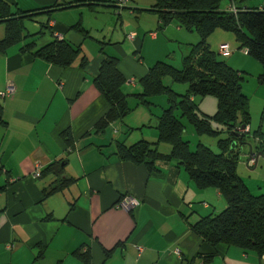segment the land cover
<instances>
[{"label": "crops", "instance_id": "1", "mask_svg": "<svg viewBox=\"0 0 264 264\" xmlns=\"http://www.w3.org/2000/svg\"><path fill=\"white\" fill-rule=\"evenodd\" d=\"M7 1L22 10H35L55 0ZM130 1L125 8L133 7L129 6ZM154 3L155 0L151 4L147 0L143 4L137 1L134 8H150ZM248 4L264 7V0ZM132 14L137 22L142 18L139 11L132 10ZM154 20L160 30L157 15ZM76 21L75 15L70 21L52 18L53 35L36 42V46L43 47L58 37L82 47L81 36L71 29ZM127 28L132 25L129 23ZM147 29L138 28L134 38L127 34L137 55L132 57L124 48V58L116 56L120 71L126 77L124 92L128 95L142 91L139 81L155 62L167 60L171 41L180 43L179 37L188 39L189 43L199 41V37L183 33L193 31L180 28L176 22L164 29V35ZM219 30L210 36L211 47L228 43L238 50L235 36L232 33L215 35ZM149 41L160 46L161 51L148 60L144 47ZM23 45V42L14 45L0 55V92L14 88L13 93L0 95L6 120V125L0 127V167L4 168L0 171V264H86L73 254L76 249L83 252L90 249L91 264H264V256L236 246L220 245L218 255L210 262L198 257V253L206 252L202 250L205 245L192 233L190 222L202 216L201 207L204 212L213 208L210 213L226 208L220 191L198 189L174 162L158 161L159 171L150 173L143 165L117 156V142L129 146L142 139L158 141L157 116L168 107L167 97L154 98L150 108L136 107L118 120L121 123L116 121L105 132L96 133L95 125L110 105L93 79L110 54L101 47L100 55L89 59L86 68L80 66L79 58L72 66L62 68L24 53ZM229 57V64L235 69L246 73L251 70L257 76L263 71L260 63L250 61L247 51L238 50ZM243 91L250 98L244 86ZM258 94L257 98L264 100L263 84L259 85ZM128 99L132 106L136 104L134 97ZM193 99L199 100L198 106L204 115H214L216 97ZM250 112L252 119L246 127L247 133L250 136L254 130L261 131L264 141V106L258 128L252 123L253 112ZM69 129L74 138L73 146L68 145L63 136ZM255 138L258 147L261 139ZM162 144H159L160 150L163 148L161 151L169 153L171 146ZM250 145V154H257L253 176L264 180L261 176L264 155ZM61 159L66 161L65 174L76 182L46 196L44 191L58 177L53 173L37 176L36 172L41 174L46 166ZM125 196L137 199L140 204L131 210L119 207ZM42 250L43 258L35 260ZM106 250L113 251L109 258Z\"/></svg>", "mask_w": 264, "mask_h": 264}, {"label": "trees", "instance_id": "2", "mask_svg": "<svg viewBox=\"0 0 264 264\" xmlns=\"http://www.w3.org/2000/svg\"><path fill=\"white\" fill-rule=\"evenodd\" d=\"M130 0H55L48 6L35 10H22L16 4L0 0V24L5 25V35L0 38V55H4L14 45L24 43L21 48L24 53H30L35 58L62 68L73 65L82 52L81 45L75 46L67 39L55 37L43 47H37L35 40H28L26 35V20L39 23L41 29L51 30L52 14L56 10H65L79 5L110 6L120 9L121 19L123 8ZM234 2L238 12L223 7L224 2ZM251 0H155L150 8L127 7L133 11L151 12L158 16L160 30L176 22L180 28L196 32L199 41L191 43L189 52L182 57V66L176 67L167 60L155 62L139 83L142 91L128 95L124 92L126 77L120 71L119 58L107 55L100 66L93 82L110 105L107 113L95 125L96 133H103L114 122L124 119L136 107L150 108L153 99L165 95L168 107L157 116L159 138L157 142L142 139L129 146L123 142L116 143V154L123 161L143 165L150 173L158 172V161L174 162L175 166L185 171L198 189L214 187L220 191L227 201V207L222 211L202 215L198 220L190 222L191 231L201 238L204 251L198 253L204 261L210 262L219 253L220 245L236 246L261 256L264 255V194H253L238 173L240 146L238 138L243 142L249 133L237 131L242 125L248 127L251 123L250 98L243 91L244 73L235 69L225 60L218 58V53L212 50L210 36L218 29L231 32L238 43L239 51H247L263 67L258 76V82L264 85V7L249 6ZM46 15L45 22L39 17ZM88 35L80 19L71 26ZM34 36V34H33ZM231 52L235 51L231 46ZM103 51V48H102ZM220 54V51H219ZM89 59L84 55L80 66L86 68ZM170 77L174 82H185L189 88L185 94L175 92L171 84L165 82ZM132 96L136 104L132 106L128 97ZM214 96L218 100V109L213 116L201 114L193 97ZM4 106L0 99V127L6 125L3 116ZM186 118L199 135L217 136L227 133L228 137L218 141L220 152H215L210 146L199 142L192 150L190 141L185 140L184 132ZM68 145H74L71 130L63 132ZM255 136L261 139L257 147L264 155V141L261 131H255ZM171 146L169 153L160 150L159 144ZM2 153H0L1 164ZM64 160H55L46 166L41 176L53 173L58 180L52 183L44 192L46 196L65 190L76 180L65 174ZM2 167V166H1ZM0 167V171L4 168ZM251 167V166H250ZM253 168V167H251ZM44 247L43 245H40ZM112 250H106L109 258ZM84 263L91 264L92 252L76 249L74 253ZM43 250L35 260L43 258ZM191 262V261H190Z\"/></svg>", "mask_w": 264, "mask_h": 264}, {"label": "rangeland", "instance_id": "3", "mask_svg": "<svg viewBox=\"0 0 264 264\" xmlns=\"http://www.w3.org/2000/svg\"><path fill=\"white\" fill-rule=\"evenodd\" d=\"M22 1H28V0H22ZM141 2L143 4L146 0H132L130 1L129 6L136 7L137 4L136 2ZM251 0L250 2H252ZM149 4L151 2H154V0H147ZM230 4V2H224L223 7H227ZM119 10L118 8L115 7H110V6H95L94 8H90L87 5H79L73 8L65 9V10H56L52 14V18L54 19H64L67 21L72 20V18L77 17V21L80 19L82 20L83 25L85 28L89 31L88 35H84L83 32L78 31L74 28L73 31H76L80 36H81V41L83 42L82 44V49L83 52L80 53L78 58L81 60L84 55L88 57V59H93L96 58L100 55L101 47H104V49L108 52L110 55L118 56L120 58H124V48L127 49V51L132 54V57L137 55V53L133 52L135 50V45L134 43H131L127 38V34H132L136 33L137 34V29H144L148 27L147 30H154L157 31L160 35H164L165 30H158L156 26V21L154 20L156 18V14H151V13H143L140 12L142 15V18L137 22L135 20V17L132 14V10L125 8L122 11V16L121 19L118 21L119 17ZM46 15H42L39 17V20L45 22L47 20ZM122 20V23H120ZM76 21V22H77ZM132 25V28H127L128 24ZM136 27V29H133ZM40 25L39 23L32 21V20H26V30L25 34L26 35H31L28 40H35L36 42H40L44 38H50L53 34L51 33V30L48 28H44L43 31L40 33ZM150 31H148L149 33ZM2 33V34H1ZM134 33V34H135ZM183 33H188L187 35H195V37H199L196 32H187L183 31ZM217 33H231L229 31H224L222 29L219 30ZM0 38L4 37L5 35V25L0 24ZM34 34V36H33ZM148 39L150 37L147 34ZM216 37V36H215ZM180 43L177 41H171L170 43V48H171V53L169 57L167 58V61L171 62L173 65L176 67H181L182 66V49L184 50V54L189 52V47L190 41L188 39H181L182 37H179ZM109 41H111V44H109ZM210 41V40H209ZM129 43L132 44L131 47H129ZM189 43V44H188ZM128 44V45H127ZM211 44V43H210ZM223 44V43H222ZM221 43L218 45H212V50L216 51L218 53V58L221 60H225L228 64L229 62V56L234 55L238 50L233 51L230 54H219V49H220ZM161 51L160 46L157 44L151 43L150 41L146 43L144 47V52L145 55L147 56V59L149 60L151 56L159 53ZM139 55V54H138ZM251 57V56H250ZM77 58V59H78ZM251 59H254L251 57ZM252 63H259L257 60H251ZM123 62V60H122ZM230 65V64H229ZM232 66V65H231ZM245 79L243 80V86L245 90L250 94V105L249 108H251V111L253 112V120L252 123L257 126V128L261 125L262 123V112H263V106H264V100H260L257 97L260 96L258 93V88H259V82H258V76L254 71L252 72L249 70L247 73H244ZM171 84L172 86L174 85L173 90L179 94H185L189 88V84L185 82H174L170 77H166L165 82L168 84ZM249 88V89H248ZM250 90V91H249ZM158 97V96H157ZM159 97H165V95H160ZM207 97V96H206ZM214 97V96H211ZM199 98V96H198ZM163 99V98H161ZM202 99V98H200ZM218 101V100H216ZM199 102V100H198ZM198 102H196L198 104ZM168 106V105H167ZM166 106V107H167ZM217 109H218V103H217ZM217 109L215 113L217 112ZM214 113V114H215ZM201 114H204L201 112ZM184 123L186 124V130L184 132V137L185 140L190 141V146L192 150H195L198 143H204L210 146L215 152L219 153L220 148L218 147V141L222 138L228 137L227 133L217 135V136H212V135H199L196 133L195 129L193 126L188 122L186 118H183ZM119 122V121H118ZM121 123V122H119ZM110 130L112 129L109 128ZM255 129V127H253ZM108 130V129H107ZM257 130V129H256ZM131 133L129 135L131 136ZM251 134V133H250ZM255 130L253 131L252 135L248 136L247 142L248 144H245L242 147V151L240 154V159H239V165H238V173L241 176V178L244 180V182L247 184L249 189L253 194L259 195V194H264V180L256 178V175L253 176V172L255 171V168H251L247 161L248 157L251 151V145L253 146L252 149L257 148V143L255 141ZM137 142V141H135ZM134 142V143H135ZM133 144V143H132ZM162 145H165L164 147L170 148V145L167 143H163ZM161 150H164L163 148ZM241 150V148H240ZM257 169V168H256ZM260 169V168H259ZM262 177H264V174H261ZM213 189H216L214 187H211ZM208 189V188H207ZM224 199V198H223ZM224 201H226L224 199ZM227 203V201H226ZM203 206V205H201ZM227 207V206H226ZM213 208H211L208 212L202 211L203 208L201 207L200 213L202 215L209 214L212 211ZM222 211V209H217L216 211H213L215 213H218ZM196 213V212H194ZM197 215V213H196ZM194 222V221H193ZM193 233V232H192Z\"/></svg>", "mask_w": 264, "mask_h": 264}, {"label": "built area", "instance_id": "4", "mask_svg": "<svg viewBox=\"0 0 264 264\" xmlns=\"http://www.w3.org/2000/svg\"><path fill=\"white\" fill-rule=\"evenodd\" d=\"M227 8H228V10L234 12L235 14L238 12V9H237V7H236L234 2L230 3ZM261 8H263V7H261ZM134 37H135L134 33L129 35V38H134ZM219 51H220V54H230V52H231L230 45L228 43L221 44ZM13 92H14V88H12V86H11L10 88H8L7 91L0 92V95L1 96H5V95L11 94ZM238 131H240L242 133V132H247L248 129L247 128L239 129ZM256 163H257V154L255 152H253V153H251L249 155L248 165L253 167L254 165H256ZM36 175L40 176L41 174L38 171V172H36ZM139 204H140V201H138L137 199H135V198H133L131 196H125L119 202L118 206L119 207H123V208H125L127 210H131V209L136 208ZM140 252H141V249H140Z\"/></svg>", "mask_w": 264, "mask_h": 264}, {"label": "water", "instance_id": "5", "mask_svg": "<svg viewBox=\"0 0 264 264\" xmlns=\"http://www.w3.org/2000/svg\"><path fill=\"white\" fill-rule=\"evenodd\" d=\"M241 128H242V129H245L246 127H245V125H242ZM241 134H242V133H241L240 131H237V136H239V135H241ZM245 144H248V142H247V141L243 142L242 137H239V138H238V142H237V146H240L241 151H242V147H243Z\"/></svg>", "mask_w": 264, "mask_h": 264}]
</instances>
